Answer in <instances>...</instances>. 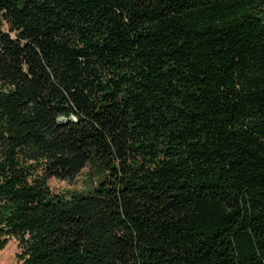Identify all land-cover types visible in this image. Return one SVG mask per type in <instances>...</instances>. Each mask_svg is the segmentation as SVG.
I'll return each mask as SVG.
<instances>
[{"label":"trees","instance_id":"trees-1","mask_svg":"<svg viewBox=\"0 0 264 264\" xmlns=\"http://www.w3.org/2000/svg\"><path fill=\"white\" fill-rule=\"evenodd\" d=\"M4 235L19 264H264V0H0Z\"/></svg>","mask_w":264,"mask_h":264},{"label":"rangeland","instance_id":"rangeland-1","mask_svg":"<svg viewBox=\"0 0 264 264\" xmlns=\"http://www.w3.org/2000/svg\"><path fill=\"white\" fill-rule=\"evenodd\" d=\"M3 30L7 31V25H3ZM89 167L86 166L79 176L71 183L60 182L56 180H51L49 185L51 189L55 192L59 193H70V192H79L83 189H87L89 185L88 175H89ZM0 245V264H19L22 262V248L20 241L17 237L11 235H4L1 238Z\"/></svg>","mask_w":264,"mask_h":264}]
</instances>
